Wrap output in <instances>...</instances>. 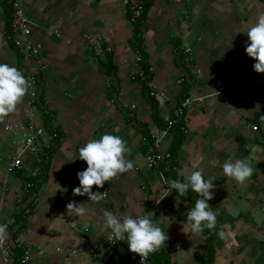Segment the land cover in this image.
Here are the masks:
<instances>
[{"label":"crops","instance_id":"0c3cea01","mask_svg":"<svg viewBox=\"0 0 264 264\" xmlns=\"http://www.w3.org/2000/svg\"><path fill=\"white\" fill-rule=\"evenodd\" d=\"M123 2L24 1L32 24L31 41L39 49V61L47 66L38 86L47 111L54 117L52 128L64 135L25 229L11 239L14 253L18 248L25 254V263L132 264L138 254L129 250L126 241L107 242L111 230L104 224L105 209L119 217L151 212L152 219L168 235L165 248L169 264H197L196 259L203 253L201 232L193 234L186 223L190 204L176 197L170 186L164 188L142 156L146 142L143 132L154 122L138 83L131 81L141 70L138 66L128 67V40L133 32ZM146 2L151 5L141 34L160 116L177 104L181 79L191 83L188 94L193 102L185 117L184 141L173 165L181 180L196 169H201L205 178H215L214 197L209 201L217 214V226L212 229L216 235L213 264H264V148L259 144L264 142V73L254 70L255 61L245 52L246 33L264 12V3ZM5 20L0 6V63L24 74V63H18L17 53L7 41ZM100 35H105L104 39ZM104 42L115 47L112 55L119 79L116 101L122 111L106 97L110 78L103 73V59L86 47L99 44L107 48ZM180 47L190 49V67L185 56H179ZM218 87L225 91L222 98L216 95ZM27 95L15 111L0 117V223L14 219L15 213L33 199L31 196L22 202V177L34 175L37 154L31 149L23 150L4 130L25 122ZM123 113L135 124L127 123ZM35 122L41 125L43 121L36 118ZM106 133L127 142L126 157L133 161V168L117 174L103 188L93 185V191L105 192V196L98 202L88 201L86 194L73 192L79 186L77 173L87 167L78 158L79 149ZM50 139L43 127L38 149ZM171 142L172 135L164 133L161 150L169 153ZM13 157H20L23 168L12 174L7 168ZM242 158H247L253 168V176L243 184L223 172L224 161ZM190 192L196 200L197 195ZM73 200L86 202L85 215L68 213L66 205ZM13 226L7 229L10 238ZM16 258L15 254L11 264ZM0 264H4L1 257Z\"/></svg>","mask_w":264,"mask_h":264},{"label":"clouds","instance_id":"9594fccd","mask_svg":"<svg viewBox=\"0 0 264 264\" xmlns=\"http://www.w3.org/2000/svg\"><path fill=\"white\" fill-rule=\"evenodd\" d=\"M248 42L245 45L246 54L254 59V70L264 73V12L260 13L256 23L247 31ZM29 79L18 68L7 63H0V117L15 111L17 105L28 93ZM127 142L118 135L103 134L99 139H91L79 149L78 158L85 161L86 169L77 173L79 186L73 189L74 194L87 195L88 201H100L105 192L93 191L103 188L117 174L125 173L133 168V161L126 157L129 152ZM223 172L226 176L243 184L253 176V168L247 158L229 159L223 163ZM215 178H205L201 169L191 171L181 179H172L168 183L171 189L184 194L191 190L197 195L195 204L187 211L186 223L191 232L197 234L205 228L214 229L217 226V214L209 201L213 199ZM86 203V202H85ZM85 203L70 201L66 208L73 216L85 215ZM104 224L111 230L112 240L126 241L131 252L139 254L142 264L150 253L158 251L168 240V235L157 222L152 219V213L143 215L117 216L110 210L103 211ZM0 223V242L7 236L8 225ZM223 236L224 232L220 231Z\"/></svg>","mask_w":264,"mask_h":264},{"label":"built area","instance_id":"2783aa9c","mask_svg":"<svg viewBox=\"0 0 264 264\" xmlns=\"http://www.w3.org/2000/svg\"><path fill=\"white\" fill-rule=\"evenodd\" d=\"M5 3L10 8V29L9 36H7V41L15 49L18 56L24 63V75L30 81V87L28 91V101L25 105L26 120L23 124H14L6 126L5 131L12 134L17 145L21 146L23 150H34L40 136L43 134V122L41 125L36 124V116L39 113L37 107V89L39 85V77L47 70V66L39 61V49L37 46L33 45L31 41L32 24L25 12L24 1L25 0H4ZM145 0H124L126 12L130 15L132 22L138 20L141 17L142 9ZM98 47V46H97ZM93 46V51L95 55H106L110 53L108 48H103ZM103 53H101L102 51ZM100 52L99 54L97 52ZM179 56H185V63L188 67L191 62V51L188 48L180 47L177 51ZM139 57L135 55V61H138ZM141 73V72H140ZM225 91L222 87H218L216 95L219 98L224 96ZM152 95V91H151ZM153 96V95H152ZM193 99L187 94V97L179 104L172 106L165 114L160 117L163 121V127L160 128L156 124L151 125L149 129L150 143L145 151H143L142 156L145 160L146 167L155 175L159 183L167 188L170 186L168 183L170 181L169 174L175 172L174 161L171 159L169 153L161 150V144L163 140L164 133H168L169 130L177 125H185V117L187 111L191 107ZM23 168V164L20 157H13L7 168L8 173H18ZM172 180V179H171ZM29 209H25V213H29ZM12 223L8 225L12 227L14 220L11 219ZM8 222V221H7ZM6 222V223H7ZM7 234L6 239L0 242V257L4 264H11L14 260V248L15 243L11 240ZM108 243H114L111 236L107 238ZM92 252L96 251V247L93 246ZM150 253L144 264H151ZM25 255V254H24ZM22 255L21 263H25V256ZM132 264H142L141 257L136 256Z\"/></svg>","mask_w":264,"mask_h":264},{"label":"trees","instance_id":"16d2710c","mask_svg":"<svg viewBox=\"0 0 264 264\" xmlns=\"http://www.w3.org/2000/svg\"><path fill=\"white\" fill-rule=\"evenodd\" d=\"M264 3V0H259ZM150 3L144 1L143 9L141 17L132 22L130 19V15L128 12H126L127 19L132 24V36L128 40V45L130 50L133 52V54L137 55L139 57V60L136 61V64L141 70V73L139 75L133 76L131 78V81L133 83H138L140 89H141V95L147 100L150 108V115L151 119L153 120L154 124H156L158 127H163V121L160 117V110L158 107V103L154 96L151 95L152 87L150 85L153 73L150 71V66L148 63V53L146 52V49L143 44L142 34H141V27L142 23L144 22L146 18V14L150 8ZM0 6L3 10V13L6 15L5 20V35L6 37L9 36L10 32V8L5 3L4 0H0ZM10 45V43H9ZM17 60L20 64L22 62L21 58L17 54ZM103 66V73L109 77V87L108 91L106 93V97L111 100L112 103H114L115 106L120 108L116 101V96L119 93V79L117 78V67L113 63V55L112 53H107L105 55V61L102 63ZM191 83L186 78L181 79V90L179 93V99L177 101V104L181 103L188 94L189 88ZM37 107L39 111H41L42 119H43V127L46 131V133L51 137L50 141L47 144H42L40 148L38 149L39 141L36 144L35 153L38 157V163H37V169L34 173V175L24 176L22 177V188L25 191L22 202H26L29 200L28 198L33 196V199L28 201L27 205L20 211L15 213L14 215V232L12 234V239H15L16 236L21 233L26 226L27 223V217L32 213V209L34 208L35 199L38 196L41 187L47 182L49 177V169H50V163L54 156V154L57 152V150L60 148L64 135L61 132V130L55 128H52V122L54 120L53 115H51L50 112L47 111L46 106L44 105L43 99H42V91L38 87L37 89ZM119 110L122 111L120 108ZM126 122L130 124H135V120L128 117L126 113H123ZM186 128L184 124L177 125L172 127L169 130V133L172 135V142L169 147V154L171 156V159L176 160L177 158V152L181 145L183 144L184 137H185ZM143 135L146 138V142L143 148V151H145V147L149 145L150 143V135H149V129L146 127L145 131L143 132ZM259 144L264 148V142L260 141ZM170 176L173 179H180L178 178L175 173H171ZM174 192V195L178 198H180L183 202H188L191 207L195 204V199L193 198L192 193L190 190L184 194H179L176 192L175 189H172ZM25 209H29V213H25ZM201 235L203 237V243L201 245L203 249V253L196 259L197 264H213L214 263V256H215V249H214V241L216 238L215 232L212 229L205 228ZM15 254L17 258L15 259V264H28V263H21V257L23 255V251L16 248ZM139 256V254H138ZM150 262L151 264H169L168 262V252L166 251L165 245L160 248V251H155L150 255Z\"/></svg>","mask_w":264,"mask_h":264},{"label":"rangeland","instance_id":"374dc122","mask_svg":"<svg viewBox=\"0 0 264 264\" xmlns=\"http://www.w3.org/2000/svg\"><path fill=\"white\" fill-rule=\"evenodd\" d=\"M104 37H105V35H103V38H102V35H100V39H104ZM99 40V39H98ZM105 43V45H106V47L111 51V53H114V51H115V47L113 46V44H111V43H108V42H104ZM93 46L94 45H91V44H89V45H87L86 47H87V49H90V50H92V53H93V55H95V53H94V51H93ZM98 46H99V44H98ZM95 47H97V45L95 44ZM100 47V46H99ZM98 48V47H97ZM101 48V47H100ZM127 48H128V46H127ZM102 50H103V48H101ZM129 49V48H128ZM101 50V51H102ZM129 51H131L130 49H129ZM98 54L100 53L99 51L97 52ZM101 53H103V51L101 52ZM127 53H128V59L130 60V63L131 64H129L128 65V67H130L131 68V66H133L134 68H135V66H138L137 64H136V61H135V54H133V52L131 51V52H128L127 51ZM105 55H95V57H97V58H100L101 60L103 59V61H105V57H104ZM116 63V62H115ZM122 66L124 65V64H121ZM124 66H126V68H127V65H124ZM136 71H137V69H135V72H133V74L132 75H134V73H136ZM36 118H38V119H40L41 121H43V119H42V117H41V113H40V111H39V113H38V117L36 116ZM21 124H23V123H21ZM37 124V123H36Z\"/></svg>","mask_w":264,"mask_h":264}]
</instances>
